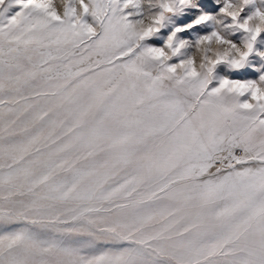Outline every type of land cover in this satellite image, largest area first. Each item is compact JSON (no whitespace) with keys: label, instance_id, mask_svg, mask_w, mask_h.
<instances>
[{"label":"snow or ice","instance_id":"6c2138e0","mask_svg":"<svg viewBox=\"0 0 264 264\" xmlns=\"http://www.w3.org/2000/svg\"><path fill=\"white\" fill-rule=\"evenodd\" d=\"M0 264H264V0H0Z\"/></svg>","mask_w":264,"mask_h":264}]
</instances>
